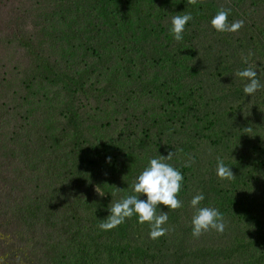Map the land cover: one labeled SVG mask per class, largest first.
I'll return each mask as SVG.
<instances>
[{
	"label": "rangeland",
	"instance_id": "374dc122",
	"mask_svg": "<svg viewBox=\"0 0 264 264\" xmlns=\"http://www.w3.org/2000/svg\"><path fill=\"white\" fill-rule=\"evenodd\" d=\"M40 1L25 0V8L30 10ZM57 1L64 2L45 0L35 15L70 8L69 1L62 6ZM143 1L141 11L134 18L143 24L146 35H137L129 29L126 40H112L110 45L99 41L95 46L89 43L90 37L84 30L64 34L66 41L76 39L72 47L79 46L71 61L67 57L59 58L54 47L61 40L59 37H63L60 34L63 27L43 35L34 24L29 26L30 40L40 49L41 58L56 68L57 79L68 76L75 82L83 81L84 94L74 98L65 94V84L58 87L53 80L50 82L42 69L43 61H34L18 42H7L0 34L4 46L0 47V143L8 141L9 148V157L0 155V178L13 177L20 186L16 190L24 195L14 204V209L0 208L3 264H51L42 255L43 245L59 249L56 264H264V169L263 173L253 171L258 168L256 149H264V88L251 96L245 95L243 88L247 81L236 75L250 64L256 65L257 78L264 85V56H261L264 55V6L255 16L246 11L247 5L236 0H203L197 4L201 8L203 5L202 10L194 16V7L188 5V0H178V5L172 0ZM150 1L155 3L148 4ZM214 7L231 9L229 23L243 20L244 26L238 32H217L211 25L218 11ZM188 13L193 19L185 25L183 40L177 42L170 32L172 17ZM148 14L151 17L146 20L144 16ZM159 26L165 30L157 38ZM134 45L137 50L130 53ZM163 47L169 52L184 49L183 69L175 66L165 73L167 82L180 77L183 105H176V101L168 105L165 98L159 100L152 95L158 89V86L153 88V72L143 73L148 60L164 52L159 51ZM249 52L253 53L250 57ZM99 55L101 63L93 58ZM244 57H248L247 63ZM88 63L104 66L96 70L99 80L89 77L91 68L82 70ZM120 66L128 75L135 71L134 78L127 82L128 87L102 86L100 82L104 79L106 84L116 80ZM167 108L181 113L174 121L180 135L165 137L166 142L159 143L158 149L152 134L142 135L150 121L144 120V115ZM70 109L78 117L85 172L74 165L77 159L72 152L75 132L70 130ZM245 128H251L252 132H245ZM169 152L174 155L167 163L183 175L178 193L183 206L176 210L158 206V213H168L164 225L169 229L167 234L150 239V226L139 223L137 215L116 228L101 230L98 225L110 215L112 204L134 194L133 183L150 159L166 157ZM193 159L190 166H185ZM218 159L230 167L235 179L218 178ZM75 176L79 178V190L85 201L75 242H61L58 223L50 228L38 221L36 230L30 225L15 227L12 221H19L23 206L30 211L38 197L62 210L64 204L72 201L70 180H65ZM104 183H108L110 191L100 199ZM5 184L1 187L9 190ZM199 193L204 195L200 207L217 208L223 214V233L210 230L199 238L192 236L195 209L190 201ZM138 199L146 200V196L140 195ZM122 225L126 228L119 233ZM69 227L77 229L72 221ZM124 241L129 242V251L135 246L140 249L135 251L133 263L121 262L115 255L117 250L113 248Z\"/></svg>",
	"mask_w": 264,
	"mask_h": 264
},
{
	"label": "trees",
	"instance_id": "16d2710c",
	"mask_svg": "<svg viewBox=\"0 0 264 264\" xmlns=\"http://www.w3.org/2000/svg\"><path fill=\"white\" fill-rule=\"evenodd\" d=\"M11 1H13V3L7 0L6 2L4 0H0V34L3 35L4 39L7 42H12V41L18 42L20 46H22L24 49L29 51L34 61H38L39 63H42L43 61L44 64H42V69L44 70L45 75L49 77L50 82H52L53 80V84H57L56 86L58 87H60L62 83L65 84V88L63 89L65 94L70 95L73 98L76 97L77 94L79 93L84 94L85 85L83 84V81L81 80V82L80 81L75 82L73 79H71L68 76L62 78V80L60 81L57 79L56 68L51 67L50 61L46 62L44 59L41 58L40 49L37 47L36 43L33 40H30L29 38L30 33L28 32V28L30 25L34 24L39 29L40 33L43 35H50L51 33L49 34V31L56 29L57 27H63L62 29L63 31H61L60 33L61 35H63V37H59L61 38V40L57 41L54 47L55 49H58L56 53L60 54L59 58L67 57L69 61L73 59L79 46L72 47L73 45H75L76 39L72 37V39H68L66 41L64 39L65 37L64 34L67 33L78 34V32L84 30L87 32L86 35L90 37L89 43L95 46L98 45L97 43L99 41H102V43L106 42L107 45L113 43L112 40L124 41L126 40L125 34L127 31H129V29L135 31L137 35H141V36L142 34L146 35V32L143 30V24L141 25L140 20L138 19L136 21V18H134L135 13L141 11L142 5L144 3L143 0H135V1L133 0H64V2L69 1L71 3L69 9H65L62 12L57 10L47 13L43 12L41 13V15L38 16L35 15V10L40 9V7L38 6L44 4L45 0L36 3L35 4L36 6L32 5L30 7V10L28 9L30 12L27 10V8H25V0H11ZM48 1L49 0H46V2ZM236 1L238 2V4L241 3V5L243 6L247 5L246 11L250 12V14H253L255 16L259 15L258 13H260L259 10L260 7L264 6V0H236ZM64 2L57 1L56 3H59L61 5L64 4ZM172 2L178 5L179 1L172 0ZM154 3L155 1H150V3L148 4L153 5ZM49 5L51 4H48L47 6ZM197 6L198 5H193L195 10L193 13L194 16L195 14L198 16L199 11L202 10L203 8V5L202 8L201 6L198 7ZM214 9L217 8L214 7ZM154 13L157 14V12ZM147 17H151V16L149 14L144 16L146 20ZM63 21L65 22V24L62 23ZM164 30L165 29H163V27L161 29L159 26V30H156L157 33L156 37L158 38L159 36L158 34H161ZM259 32L261 33L262 31L260 30ZM167 37L170 38L169 35ZM127 42L131 43L135 41L128 40ZM118 44L116 45L118 46ZM126 44L124 46V49H126L125 51H127L128 48V45ZM0 47L1 49L4 48L3 43L1 42H0ZM163 49L164 47L161 48V50L159 51H162ZM181 49L182 50L179 51L178 49H173L170 52L167 50H163L164 52H161V54H157L158 57L156 58L153 57L152 60H148L147 65L149 66V68L147 69V65H146L145 70H143L144 71L143 73H147V71L153 72V74H151L153 76V88L154 87L156 88L158 86V89H155V92H152V95L155 94L156 97H159L158 98L159 100L165 98L168 101V105L170 102L175 103L174 101L177 102L175 103L176 105H181V104L183 105V102H185L184 93H182L181 84L179 82L180 77L179 78L174 77L172 82H167L165 80L166 79L165 73H169L171 71V68H175L176 66L177 69L180 67L183 69L182 66L184 65V61L186 59L184 58V55L182 56V53H184V49L183 48ZM136 50L137 48L134 45L133 47H131L130 53ZM262 52L264 54V51ZM261 56L263 58L264 55ZM93 58L99 59V63H101L100 55L98 57H93ZM73 64L76 65L77 62H73ZM121 64H123V62ZM91 65L93 67H90ZM90 68L92 71L89 74V77L92 76L95 78V80L96 79L99 80V77L96 78L95 76L96 70H98V68L102 70L104 69V66L98 67L94 64L88 63L82 67V70H89ZM156 69H158V71H156ZM159 70H162L164 73H160ZM119 74L120 75L116 77V80L113 83L106 84V81L104 79L102 80L104 82L102 83L101 81L100 84H103L102 86H105L106 88L109 89H111L112 87L114 88V85L118 84L121 86L122 89H125L130 84L127 82L129 80L131 81V78L132 79L134 78L135 71L131 72L128 75L126 69L123 68V66H120ZM124 74H126L127 76H125L124 79H121L120 76H124ZM80 75L83 76V74ZM159 82L161 84H158ZM166 84L168 86H166ZM117 89L119 88L117 87ZM187 95L188 94H186L185 97ZM71 103L69 104L70 106ZM70 112H71V118L69 121L70 130L75 132L72 141V149H73L72 152L77 160L74 163V165L76 169L85 172L84 169L82 168V163H81V159L84 156V149L82 147L81 136L79 134L77 113L74 112L73 109H70ZM176 113L177 112H174L167 108L160 112L152 110V114L147 116L144 115V120H150V121H148L149 128L145 131L144 134L142 133V135L148 137L149 135L152 134V138L155 140L153 144H155V146L157 145V148L159 149V143H161L162 141L166 142L165 137H169V136L173 137L174 134L176 133L180 135L179 129H175L174 121L181 113L179 115L178 113L177 114ZM7 144L8 141L6 140L0 143V147L3 148V150L0 152V155H3V157H9V148L7 147ZM256 150H258V156H257L258 162L256 165L258 168H255L253 171L255 172L256 170H258L263 173L262 169H264L263 167L264 149L263 147H261L260 149H256ZM69 180H70L69 192L72 196V201L69 204H64L61 207L62 208L61 210L59 209L58 206L55 205L51 207L50 206L51 201L46 200V202H43L41 201L43 197L42 198L38 197L37 199L34 200V203L30 207L31 208L30 211L24 210L25 207L23 206V209H21L20 211L19 221L16 220L12 221L15 227L30 225L33 230H36L38 221H42L44 225H46V227H50V228H54L58 223V230L60 231V234L62 236L61 242L67 243L70 240L75 242L79 231V226L82 223L81 209L85 201L82 198L79 190L81 187V185L78 184L79 178L77 176H75V178L68 177L65 181L67 182ZM0 182L2 184L6 183L7 186H9V190H5L3 187H1L2 184H0V196H1L0 199L3 200V202H0V208L3 207V209L6 210L14 209V204L18 201H21V198H23L24 195L18 193L19 190H16L18 184L14 182L13 177L11 176L4 177L2 175L0 178ZM107 184L108 183H104L103 186L104 190L101 192V194L104 195L98 196L100 197V199L105 197V194L110 191ZM10 186L12 189L10 188ZM87 206H92V205L87 204ZM71 221L76 226L77 228L76 230L70 229L69 224ZM125 228L126 225H122L121 229L119 230V233H122L125 230ZM263 230H264V226H263ZM122 238L125 237L123 236ZM116 246L117 247L113 248V250H117L115 254L116 257L119 258L118 259L119 261L125 263L126 262L133 263L134 261L132 258L136 257L134 255L135 251L140 250L138 247L135 246L134 249L132 247L131 251H129L130 246L128 241L125 242L124 244H117ZM58 252L59 249L56 248L50 249L45 245H43L42 247L43 257H46L51 264H56L55 262L57 260L56 258Z\"/></svg>",
	"mask_w": 264,
	"mask_h": 264
},
{
	"label": "clouds",
	"instance_id": "9594fccd",
	"mask_svg": "<svg viewBox=\"0 0 264 264\" xmlns=\"http://www.w3.org/2000/svg\"><path fill=\"white\" fill-rule=\"evenodd\" d=\"M198 3H203V0H188L189 5H197ZM230 12L231 9L221 8L212 18L211 25L217 32H238L244 26L243 20L229 23L228 16ZM192 19L193 17L190 13L172 17L170 32L177 42L183 40L185 25ZM252 55L253 53L249 52L248 56ZM243 59L245 63L248 62V57ZM255 68L256 65L250 64L246 69L236 73L241 79L247 81L243 91L248 96L264 88V85L257 78ZM245 132H252V129L245 128ZM173 155V152H169L166 157L158 156L150 159L149 165L138 175L133 183L132 192L134 194L127 195L113 203L109 208L110 215L98 227L101 230L108 231L118 227L126 219L133 217V215H137L139 223H147L150 226V239L156 240L165 236L169 231L168 228L164 227L168 221V213L166 211L158 213V206L163 205L170 210H176L183 206L178 199L183 175L171 164L167 163L173 158ZM193 162L194 159L190 160L189 164L185 166H190ZM216 172L218 178L222 180H233L236 178L230 167L226 166L224 161L220 159L217 162ZM117 190L119 191L120 189ZM100 195L103 196L104 194L100 193ZM140 195L146 196V200L138 199ZM203 200V193H199L190 201L191 207L195 209L191 220V234L194 238H199L210 230L223 233L225 229L223 214L217 208L200 207L199 205ZM3 259V257H0V264H3Z\"/></svg>",
	"mask_w": 264,
	"mask_h": 264
}]
</instances>
